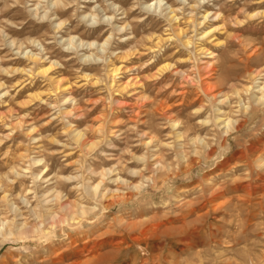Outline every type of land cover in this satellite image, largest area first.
Segmentation results:
<instances>
[{
    "label": "rangeland",
    "instance_id": "rangeland-1",
    "mask_svg": "<svg viewBox=\"0 0 264 264\" xmlns=\"http://www.w3.org/2000/svg\"><path fill=\"white\" fill-rule=\"evenodd\" d=\"M161 1L0 0V264H264V0Z\"/></svg>",
    "mask_w": 264,
    "mask_h": 264
},
{
    "label": "bare ground",
    "instance_id": "bare-ground-1",
    "mask_svg": "<svg viewBox=\"0 0 264 264\" xmlns=\"http://www.w3.org/2000/svg\"><path fill=\"white\" fill-rule=\"evenodd\" d=\"M197 1V0H196ZM161 0H154V3L153 4H151V5H146L147 6V8H150V7H152V6H154L155 8H157V9H159L162 13L163 12H165L166 11V9L165 10H161V7H160V4H161ZM197 3V2H196ZM53 4H54V2H53ZM169 9V12L167 13V16H170V20L171 21H176V18H175V16L174 15H172L173 13H174V11L172 10V8L171 7H169L168 8ZM208 13L207 12H205L204 13V15L202 16V20H203V22L204 21H206L207 20V18H208ZM202 23V22H201ZM200 25V24H199ZM60 26V24H58L57 25V27H59ZM125 27V26H124ZM122 29V28H121ZM124 29V28H123ZM208 33V32H207ZM207 33H202L203 34V37L204 36H206L207 35ZM208 36V35H207ZM105 44V43H104ZM104 44H102L100 47V50H103L102 48H103V45ZM93 44L92 43H86V44H83V43H80L79 45H78V47H80V50H86L87 48L86 47H91ZM183 45L185 46V47H188L189 45H190V43L188 42V41H185L184 43H183ZM86 46V47H85ZM85 47V48H84ZM83 57H91V55H89V56H83ZM27 59L28 60H30V61H32V62H36L37 61V59H36V57H35V55H30V56H27ZM112 70H114V69H112ZM47 71H48V69H43V70H41L40 72H39V74L40 75H42V76H44V75H46V73H47ZM118 70H114L113 71V73H115V72H117ZM166 71V70H165ZM161 72V71H160ZM112 73V72H111ZM248 89V88H247ZM262 90H264V85L259 89V96H254V98H253V103H259V102H263L264 101V92L262 91ZM67 101V100H66ZM263 104V103H262ZM167 114V113H166ZM169 121V123L171 124L170 126H171V128L173 129L174 127H176V123L173 121H171L170 119L168 120ZM217 121H219V125H224L223 126V130H224V133L225 134H227V133H229L230 131H232L233 129H236L237 128V126H235V128H233L232 126H231V122L230 121H228L227 119L226 120H217ZM233 123V122H232ZM235 123V122H234ZM237 125V124H236ZM180 135V134H179ZM178 135V136H179ZM79 136V135H78ZM179 138V137H178ZM197 141H199V140H197ZM206 148V147H205ZM207 149H208V147H207ZM211 152V149H209V150H206V153L207 154H209ZM197 153V152H196ZM198 154V153H197ZM201 154V153H200ZM199 154V155H200ZM204 154V153H203ZM178 155V154H177ZM176 155V156H177ZM181 155V157H182V153L180 154ZM206 156V155H205ZM210 156V155H209ZM178 157V156H177ZM189 158V157H188ZM187 158V159H188ZM178 159H180V160H183V157L182 158H178ZM190 159V158H189ZM37 162H39V161H37ZM186 162V161H185ZM184 162V163H185ZM190 162H192V161H190ZM144 163H146V162H144ZM155 164V163H154ZM145 166H146V164H144ZM147 165H149V164H147ZM193 164L191 163V166H192ZM148 167V166H147ZM164 167H165V165H164ZM182 167H183V165H182ZM186 167V166H185ZM185 167L183 168L184 169V171H186L185 170ZM154 168V167H153ZM181 168V167H180ZM148 169H149V167H148ZM168 169V168H167ZM190 169V168H189ZM188 169V170H189ZM156 171H154V172H156L157 174L159 173V172H161V170H163L164 171V169L163 168H161V167H158L157 169H155ZM181 170V169H180ZM167 171V170H166ZM108 172V171H107ZM172 172V171H171ZM140 173V172H139ZM106 174V173H105ZM163 175V174H162ZM159 176V175H158ZM141 178V177H140ZM158 178V177H157ZM34 179V178H33ZM144 180V179H143ZM142 182V181H141ZM152 182H155V179L154 180H152ZM143 187V184H139V185H133V186H129V190H131V192L133 191V190H139L140 188H142ZM97 188H98V184L96 185V186H94V188H89V190H87V192H89V194H90V190H91V196L94 198V199H96L95 198V196L97 195L96 194V190H97ZM88 189V188H87ZM86 190V189H85ZM117 194V191L114 193V192H112L111 193V195L112 196H115ZM89 195V196H90ZM100 195V194H99ZM123 195V194H122ZM124 195H126V197L128 196V194L127 193H125ZM90 196V197H91ZM100 197H101V199L100 200H102L103 198H104V195H100ZM92 198V199H93ZM111 200V199H110ZM63 209H64V211L66 212V213H69V210H70V208H69V206H63ZM71 212V211H70ZM84 212V211H83ZM51 217V216H50ZM49 216H48V218H50ZM53 218V217H52ZM13 226H14V224H13ZM2 228H3V224H1V231H3V237H5V239H7V238H9V239H11L12 237L13 238H16V239H20V238H23L24 239V237H26L28 234L30 235V234H32V228H29V227H27L25 224H23V225H21V228H19V227H17L16 229H12V228H9V227H7V228H5V229H3L2 230ZM0 231V232H1ZM11 237V238H10Z\"/></svg>",
    "mask_w": 264,
    "mask_h": 264
}]
</instances>
